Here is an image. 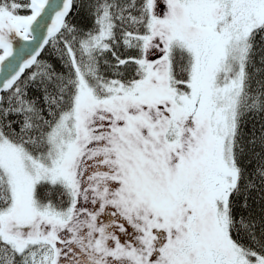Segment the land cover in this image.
<instances>
[{
  "label": "snow or ice",
  "instance_id": "6c2138e0",
  "mask_svg": "<svg viewBox=\"0 0 264 264\" xmlns=\"http://www.w3.org/2000/svg\"><path fill=\"white\" fill-rule=\"evenodd\" d=\"M0 264H264V0H0Z\"/></svg>",
  "mask_w": 264,
  "mask_h": 264
}]
</instances>
